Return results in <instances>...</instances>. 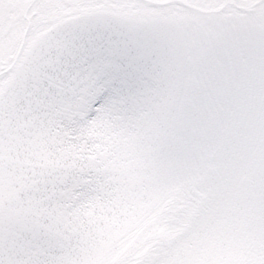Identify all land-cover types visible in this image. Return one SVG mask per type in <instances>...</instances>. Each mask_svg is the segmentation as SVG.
<instances>
[{"label":"snow or ice","instance_id":"6c2138e0","mask_svg":"<svg viewBox=\"0 0 264 264\" xmlns=\"http://www.w3.org/2000/svg\"><path fill=\"white\" fill-rule=\"evenodd\" d=\"M0 264H264V0H0Z\"/></svg>","mask_w":264,"mask_h":264}]
</instances>
